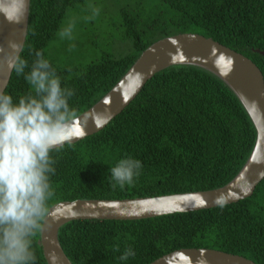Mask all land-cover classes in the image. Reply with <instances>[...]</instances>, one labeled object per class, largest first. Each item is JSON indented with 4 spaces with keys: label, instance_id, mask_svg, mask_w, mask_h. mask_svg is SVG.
<instances>
[{
    "label": "trees",
    "instance_id": "trees-1",
    "mask_svg": "<svg viewBox=\"0 0 264 264\" xmlns=\"http://www.w3.org/2000/svg\"><path fill=\"white\" fill-rule=\"evenodd\" d=\"M93 8L99 13L90 18ZM100 20L106 22L110 41L99 56L89 46L94 42L74 41L66 45H75L73 57L56 62L64 28L79 21V32L85 34L90 23ZM185 32L246 55L264 74V55L256 51L264 50V0H31L20 54L27 67L20 75L13 70L5 93L14 103L35 95L25 77L39 51L62 89L73 91L68 103L79 115L109 92L151 44ZM99 43L95 42L101 50ZM255 141L247 110L222 79L194 65H174L156 73L102 130L50 153L55 172L49 175L54 192L49 209L76 199L215 189L239 173ZM127 157L141 161L140 174L132 184L114 188L110 168ZM58 235L73 264H150L192 247L264 264V179L251 196L231 204L137 220L77 219L63 225ZM40 238L41 231L33 238L34 264H48ZM127 248L135 255L120 260Z\"/></svg>",
    "mask_w": 264,
    "mask_h": 264
},
{
    "label": "water",
    "instance_id": "water-1",
    "mask_svg": "<svg viewBox=\"0 0 264 264\" xmlns=\"http://www.w3.org/2000/svg\"><path fill=\"white\" fill-rule=\"evenodd\" d=\"M31 0H0V91L5 92L13 70L7 67L10 42L26 41ZM264 55V50L256 49ZM174 65H194L222 79L238 96L256 129L254 148L239 173L210 190L123 199L61 201L49 209L40 244L48 264H73L59 240V230L77 219L137 220L231 204L251 196L264 179V74L246 55L199 33H179L146 48L125 75L89 109L78 116L87 122L85 135L102 130L121 113L158 72ZM93 119L100 121V126ZM106 121V122H105ZM66 144V143H65ZM150 264H257L244 256L206 247L181 248Z\"/></svg>",
    "mask_w": 264,
    "mask_h": 264
},
{
    "label": "clouds",
    "instance_id": "clouds-1",
    "mask_svg": "<svg viewBox=\"0 0 264 264\" xmlns=\"http://www.w3.org/2000/svg\"><path fill=\"white\" fill-rule=\"evenodd\" d=\"M92 11L90 18L99 13L98 8ZM73 27L70 23L64 28L61 38L71 39ZM9 48L7 67L23 74L27 61L19 55L21 44L10 42ZM35 56L25 77L35 95L14 103L11 95L0 91V264H34L33 238L44 228L48 201L54 195L49 175L55 172V161L50 153L86 134L87 122L78 123L81 118L68 103L73 91L62 89L60 78L42 52ZM93 121L100 126V121ZM141 167L139 160L121 159L110 168L111 180L116 182L112 186L132 184ZM114 250L119 251V245ZM134 255L127 248L119 259Z\"/></svg>",
    "mask_w": 264,
    "mask_h": 264
},
{
    "label": "rangeland",
    "instance_id": "rangeland-1",
    "mask_svg": "<svg viewBox=\"0 0 264 264\" xmlns=\"http://www.w3.org/2000/svg\"><path fill=\"white\" fill-rule=\"evenodd\" d=\"M72 24H74V27L72 30V37L73 38H71V39L62 38L58 42V46H57V49H56L55 55H54L56 62H58V63L66 62L73 57L72 50H69V48H67L66 45L71 44L74 41L86 43L85 41L88 40V43H90L91 41L94 42L92 45H89V46H93L95 48V50H96L95 56L96 55L99 56V53L104 51V49L107 47L106 42H109L110 40H107L109 35L105 34V31L107 30L105 20H100V21L95 22V23H90L89 24V30L85 34L79 32V31H82V29L79 27V25H81V23L79 21L76 23H72ZM74 37H77V38H74ZM95 42L96 43L101 42V43H99L102 45L101 50H98L97 44H95ZM120 44L121 43H119V41H117V42H115L114 47L117 48V50H118Z\"/></svg>",
    "mask_w": 264,
    "mask_h": 264
}]
</instances>
